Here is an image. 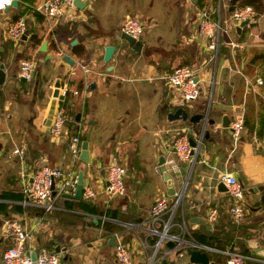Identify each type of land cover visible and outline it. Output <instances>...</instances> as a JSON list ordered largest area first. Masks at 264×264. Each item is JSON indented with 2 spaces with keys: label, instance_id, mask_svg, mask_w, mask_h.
<instances>
[{
  "label": "crops",
  "instance_id": "crops-1",
  "mask_svg": "<svg viewBox=\"0 0 264 264\" xmlns=\"http://www.w3.org/2000/svg\"><path fill=\"white\" fill-rule=\"evenodd\" d=\"M17 1L0 7V51L6 73L0 85V193L10 194L0 196V252L9 242L3 232L5 219L11 217L30 229L31 251L52 249L59 253L61 264H117L113 256L117 235L127 242L135 264H162V258H174V249L164 245L167 236L156 248L160 236L150 230L149 207L158 196L172 202L181 193L176 209L166 211L156 227L168 222V234L203 245L196 235H213L218 245L207 246L215 264H225L223 251L230 249H245L253 256L247 264H262L264 0H258L255 16L243 25L234 22L230 0H84L88 2L84 8L75 6L54 21L34 9L44 0ZM244 1L237 0L236 6ZM202 9L221 24L217 52L206 48L199 33ZM127 14L141 15L145 24L140 51L119 38L118 28ZM18 17L25 18L27 30L14 40L5 29ZM43 40L46 51L39 50ZM107 44H114L115 50L105 61ZM48 53L52 57L44 60ZM64 53L73 64L61 59ZM34 54L32 79H21V61ZM180 64L191 65L200 80L201 93L190 102L165 81V74ZM57 77L62 82L59 93L67 90L60 101L65 122L64 132L53 136L46 119ZM178 106L189 115L207 110L215 120L204 126L194 163L178 164L173 141L184 129L196 137L203 126L188 119H169L168 113ZM237 115L243 117L244 127L234 140L229 125ZM223 117L227 126L222 125ZM88 130L89 161H84L80 152L73 156L69 141L80 134L81 142ZM160 156L165 158L170 184L158 163ZM113 161L126 167V191L117 196L106 191L105 169ZM44 163L76 174L83 170V187H91L93 196L62 194L55 208L46 212L26 204L24 186L34 168ZM223 172L235 175L244 187L246 211L241 223L230 219L228 191L216 188ZM211 208L217 209V215L209 222ZM111 211L116 216H110ZM194 216L208 223L210 233L191 221ZM104 221L114 230H106ZM113 234L115 239L110 241ZM176 264L191 263L184 253Z\"/></svg>",
  "mask_w": 264,
  "mask_h": 264
},
{
  "label": "built area",
  "instance_id": "built-area-1",
  "mask_svg": "<svg viewBox=\"0 0 264 264\" xmlns=\"http://www.w3.org/2000/svg\"><path fill=\"white\" fill-rule=\"evenodd\" d=\"M11 0H1L0 7L9 5ZM75 8L74 0H44L42 3L34 6V9L46 17L50 21L63 17L70 10ZM231 16L236 22L244 19H251L255 16V10L250 4L235 6L231 11ZM52 25H54L52 23ZM120 32H125L135 39H140L145 24L141 18L136 15L127 14L120 23ZM26 29L24 17H18L11 20L6 25V33L11 39H19ZM221 24L210 17L207 10L199 11L198 30L205 38V46L210 51L217 52L220 43ZM85 70L87 68L83 66ZM36 69V60L34 58H25L21 61L18 68V75L26 80H31ZM196 72L191 65L180 64L174 66L165 74V81L168 85L176 88L182 99L190 102L201 93L200 80L195 79ZM261 83L260 77L256 78ZM66 88L61 89L58 94L57 104L51 119L50 133L58 136L64 127L65 107L60 103L61 94L66 93ZM77 93V91H75ZM243 117L235 116L229 125L232 137L236 140L243 129ZM203 130L193 137L197 144L193 146L190 142L191 135L186 130H182L174 139V148L177 155L178 164L181 162L194 163L196 153L203 138ZM69 149L75 158L80 152V138L78 135L71 137L69 141ZM177 165V164H176ZM126 167L118 162H111L106 166L105 177L107 180L106 191L111 196L121 195L126 191L125 185ZM220 179L227 186V191L232 199L229 207L230 219L234 223H241L245 217L244 203V187L239 179L230 172H223ZM77 183V174L71 169H61L51 164H41L34 168L31 173L30 180L24 186V202L46 211L55 208V200L63 192L73 193ZM82 194L85 198L93 196L94 192L89 186H84ZM181 193H177L175 199L171 202L167 196H158L149 207V219L152 223L151 232L158 234L159 239L156 240V248L161 243V237L167 236L176 239L174 234H168V222L161 224V229L156 227V223L161 216L171 210L172 212L178 206ZM217 209L211 208L207 213V220L212 222L216 219ZM4 237L9 241L8 244L0 252V264H61L58 252L47 247H39L35 252V258L31 257V248L28 246L31 237L30 229L27 228L17 218L8 217L4 221ZM194 246H204L203 244L191 242ZM210 248L209 246H207ZM226 254L225 264H246V261L252 259L253 256L242 253L236 249L224 250ZM113 256L117 264H135L130 248L122 236L117 235L115 245L113 247Z\"/></svg>",
  "mask_w": 264,
  "mask_h": 264
},
{
  "label": "water",
  "instance_id": "water-1",
  "mask_svg": "<svg viewBox=\"0 0 264 264\" xmlns=\"http://www.w3.org/2000/svg\"><path fill=\"white\" fill-rule=\"evenodd\" d=\"M236 1L237 0H230V6L229 9L233 10L236 6ZM18 1L17 0H11V5H17ZM87 1L84 0H74V4L76 7L78 8H84L87 5ZM216 12H214L215 14ZM234 22L236 23V20H234ZM249 19H244L243 21H241L239 23V25H243L245 23H248ZM119 38L122 40H125L129 46H131L133 49L140 51L142 48V41L140 39H135L134 37H132L131 35L125 33V32H120ZM76 39H74L71 44L75 43ZM47 49V42L46 40H43L39 46V50L41 51H46ZM115 50V45L114 44H107L104 47V55L103 58L105 61H108L113 52ZM52 57V54H46L44 57V60L47 58ZM3 55L0 51V85L4 82L5 80V69H4V63L2 61ZM61 59L66 61L69 64H73V60L67 55V54H62ZM21 79H24L21 77ZM195 79H198V76H195ZM61 79L59 77H57L55 79L54 82V90H53V101L50 105V110H49V116L46 119V125H47V129L50 130V124H51V119L55 110V103H56V97L59 94V89L61 87ZM208 111L206 110L205 112H195L191 115H189V112L187 111V109L185 107L182 106H178L176 107L175 110L171 111L168 113V118L169 119H174V118H180L182 120H189L191 123H200L201 126L205 125H212L214 123V118L212 117H208L207 115ZM78 117V115L76 116ZM225 117H223V122L222 125L223 126H227L228 124L225 122ZM91 123V122H90ZM64 132V128H62L61 133ZM204 135L205 137L208 135V130L205 129L204 131ZM89 136H90V131H86L82 137V140L80 142V153H79V158L84 160V161H89V149H88V144H89ZM190 142L193 146H195L197 144L196 140L193 137H190ZM159 165L161 166L162 171L164 172V176L165 179L168 180L169 184L171 183V176L169 174V172L167 171V166L165 165V158L163 156H160L159 158ZM186 166L187 163H186ZM83 185H84V174H83V170H79L78 174H77V183H76V187L73 193L71 192H63L62 194L64 196L67 197H73V198H79L82 195V191H83ZM203 187H205L206 192H208L210 185L208 181H205L203 183ZM216 188L218 191H222V190H227V186L225 185V183L220 179L219 181H217L216 183ZM96 221V220H95ZM191 221L196 222L199 225V228L205 232V233H210V229L208 226V223L197 216H194L191 218ZM163 237L166 236H162L161 237V241L164 239ZM115 239V234H113L111 236L110 241ZM192 241H188L187 239L181 237V238H170L167 237L166 240L164 241V245L167 246L170 249H174V258L170 259V260H166L165 258L161 259L162 264H176L177 262L180 261L181 256L185 253L188 257V261L191 264H215L213 261H211L209 258V254H208V247L207 245L204 246H193L191 244ZM115 243V242H114ZM57 251H60L59 249H57ZM31 257L35 258V252L32 251L31 253ZM260 261L262 262V264H264V249L262 254H260Z\"/></svg>",
  "mask_w": 264,
  "mask_h": 264
},
{
  "label": "trees",
  "instance_id": "trees-1",
  "mask_svg": "<svg viewBox=\"0 0 264 264\" xmlns=\"http://www.w3.org/2000/svg\"><path fill=\"white\" fill-rule=\"evenodd\" d=\"M199 1V0H198ZM199 3H200V1H199ZM245 4H250V5H253L252 7L253 8H257V6H258V0H245L242 4H239L238 6H240V5H245ZM212 17V16H211ZM213 18V17H212ZM33 40L36 42V43H39V39H34V37H33ZM54 39L52 38V42H53V44H54V47H56V45H55V41H53ZM57 48V47H56ZM79 135V138H81V135L80 134H78ZM8 195H10L8 192H6V191H2L1 193H0V196H8ZM83 208H85L86 210H89V211H93L92 210V208L89 206V205H87V204H85V203H81L80 204ZM109 214H110V216H116V214L113 212V211H111V212H108ZM103 226L105 227V229L106 230H108V231H112V230H114V226H112L109 222H107V221H104L103 222ZM185 235H187V234H185ZM201 236H208L209 238L208 239H205V238H203V237H201ZM215 237H213V235H204V234H197L196 235V237H195V240H197V241H200V242H204V243H206V245L207 244H216L215 243V239H214ZM217 245H218V243H217ZM242 253H245L246 254V251H245V249H239ZM248 261V260H247ZM246 264H247V262H246Z\"/></svg>",
  "mask_w": 264,
  "mask_h": 264
},
{
  "label": "rangeland",
  "instance_id": "rangeland-1",
  "mask_svg": "<svg viewBox=\"0 0 264 264\" xmlns=\"http://www.w3.org/2000/svg\"><path fill=\"white\" fill-rule=\"evenodd\" d=\"M131 15H135V14H131ZM136 16H138L139 18L141 17V15H136ZM142 18V17H141ZM27 30V29H26ZM118 30H119V32H120V27L118 28ZM144 33H145V31L143 32V34H142V36H144ZM141 36V37H142ZM128 47V46H127ZM31 58H34L36 61H37V56H35V54L34 55H31L30 56Z\"/></svg>",
  "mask_w": 264,
  "mask_h": 264
}]
</instances>
